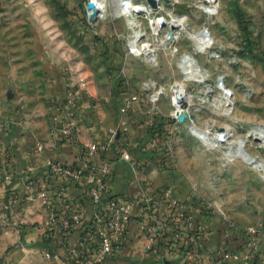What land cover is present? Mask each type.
<instances>
[{"label":"rangeland","instance_id":"1","mask_svg":"<svg viewBox=\"0 0 264 264\" xmlns=\"http://www.w3.org/2000/svg\"><path fill=\"white\" fill-rule=\"evenodd\" d=\"M86 2L0 0V107H8L12 100L36 102L39 99L36 92L40 94L44 84L59 75H81L86 85L92 84L96 91L112 87L138 90L146 96L149 105L156 104L167 114L152 123L173 120L163 126L165 130L159 135L168 139V149L163 150V155L170 159V178L185 195L183 203L204 212L220 213L240 228L264 229L263 174L241 160L228 161L223 149L207 150L206 145L189 132L193 123L211 132L229 129L234 135L232 140L241 139L246 152L264 162V140L249 135L257 127L264 130V0H218V12L213 16L203 14L197 4L195 7L197 0L163 3L166 21L171 16L183 15L190 31L208 28L214 44L205 52H195L184 29L175 27L178 35L175 48L164 47L160 35L158 42L152 45L155 58L151 64L144 57L132 54L127 47L130 29L125 19L111 15L115 0H105L102 16L93 27L84 21ZM134 18L149 33L146 18L143 15ZM123 48L127 74H121L122 67L115 61L119 49ZM185 54L195 56L207 74L206 85L183 80L176 62ZM83 71L87 75L83 76ZM218 77L233 92L234 106L228 115L214 105L215 96L219 94L215 89ZM180 86L190 95L189 100L180 103V108L184 109L181 121L174 118V114H179V104L173 91ZM159 90L162 94L158 101L150 102V94ZM163 103L167 109L163 108ZM32 194L33 198L28 201L39 204L38 192ZM42 204L47 212L44 228L48 231L50 209ZM7 216L8 212L0 210V219ZM203 223L208 235L203 242L205 249L211 240L226 242L225 239L230 238L221 234V221L205 219ZM233 241L236 243L231 239V245ZM13 246L15 264H65L64 259L47 258V254H53V249L46 236L40 241L39 238L30 242L19 239ZM167 246V242H159L152 261L179 264L178 258L168 255ZM258 249L264 253V242H259ZM108 261L117 264L119 260ZM187 261L195 264L194 260ZM0 262L4 264V258Z\"/></svg>","mask_w":264,"mask_h":264},{"label":"built area","instance_id":"2","mask_svg":"<svg viewBox=\"0 0 264 264\" xmlns=\"http://www.w3.org/2000/svg\"><path fill=\"white\" fill-rule=\"evenodd\" d=\"M115 1L119 7L125 9L127 5H131L132 0ZM151 1H153L151 6L148 0L139 3L132 1L135 7L128 16L143 15L150 30L147 33L142 27V31H139V40L147 38L145 42L136 43L130 40V37L127 38V47L132 54H135L133 49L137 48H145L152 54L154 50L152 45L158 42L160 35L161 43L168 49L175 48L174 45L178 40L176 31H170L174 39L172 42L165 36L167 21L164 18L163 3L169 0ZM198 3L204 6L210 5L208 0H197L194 6L196 7ZM88 4L92 5V9L87 8ZM102 5L103 0H87L83 11L86 25L93 27L95 21L101 18ZM93 10H98L95 19L91 18ZM200 10L206 16H213L217 14L218 7L212 10L209 8ZM150 14H159L160 17L152 24L155 30H152L151 22L148 20ZM115 17L124 19L122 15ZM177 26L181 27L179 24ZM203 32L207 33L204 35L206 39H212L209 30ZM148 40L154 42L149 43ZM150 61L154 63L152 56ZM66 80L64 95L66 114L59 132L64 139L74 142L77 132L75 121L81 117L78 106L85 95L86 80L78 74H69ZM145 87L148 88L147 85ZM124 92L125 97L120 112L128 113L133 110L135 103H139L140 98L137 93L126 88ZM161 94L162 90L151 93L150 102H157ZM172 105H174L173 100ZM183 111L181 107L180 113L174 114V118L177 119ZM159 134H149V139L142 147L155 154L163 166L166 163V170H172L170 159L163 155V150L168 149V139L160 137ZM36 150L41 152L42 147L37 146ZM79 154L80 164L48 161L42 170V175L35 180L36 184L30 181V187L38 192L39 200L50 209L48 231H58L62 235L75 234L74 241H71L73 238L68 241L67 245L70 246L64 258L53 253L47 254L48 259H64L65 264H105L108 259L119 257L130 223L135 222L137 232L150 243L151 247L156 249L159 242H167V249L170 251L168 255L178 258L177 261L180 262L194 260L195 264H203L205 261L211 264H255L260 258L264 261V253H260L258 249L259 242H264V229L240 228L230 220L224 219L220 213L204 212L198 207H188L185 203L177 201L169 189L159 191L154 196L140 192L136 196L121 195L108 198L106 196L108 179L114 164L110 155H116L119 160L125 161H130L131 158L126 150L121 149L119 143L114 142L113 137L102 143H91L87 147H80ZM94 155H99L101 158V162L97 165L91 162ZM131 166L134 169L139 165L132 161ZM2 179L9 181L11 174H3ZM70 190L73 192L71 193ZM205 219L221 221L224 236L236 238L240 245L232 250L223 249L217 254L205 249L203 243L206 235L203 223ZM188 246L191 248L187 249ZM216 256H220L221 260L214 261Z\"/></svg>","mask_w":264,"mask_h":264},{"label":"crops","instance_id":"3","mask_svg":"<svg viewBox=\"0 0 264 264\" xmlns=\"http://www.w3.org/2000/svg\"><path fill=\"white\" fill-rule=\"evenodd\" d=\"M125 51L119 49L115 59L117 66L122 67L121 74H127L124 69L127 62L123 58ZM81 74L85 76L86 72ZM66 77L59 75L45 83L42 92H36L39 99L34 103L12 100L8 107H0V210L8 212L7 218L0 219V226L6 227L0 228V259L4 258V264H15L13 243L19 239L30 242L39 238L40 241L46 236L52 243L53 253L60 257L66 255L70 245L63 242L62 235L44 228L47 216L44 205L40 200L39 204L28 201L33 198L32 192L35 193L30 181L34 183L39 179L48 161L80 164V147L91 143H102L113 137L114 142L131 157L130 161H125L110 155L114 164L108 179V198L136 196L140 192L154 196L169 189L177 201L185 199L170 178L172 170H166V163L163 166L155 154L142 147L149 139V124L167 114H163L156 104L149 105L146 96L134 89L131 91L139 95V103L134 104L131 112L121 113L124 87L96 91L92 84L86 85L85 95L78 106L81 117L75 121V140L71 142L59 132L66 114ZM163 104L167 109L166 103ZM37 146L42 147L41 152L36 150ZM132 161L139 166L133 169ZM91 162L99 164L100 156L94 155ZM3 174H11V179L3 181ZM235 242L231 245L230 242L211 240L208 251L217 254L223 249L232 250L240 245L237 240ZM155 250L139 235L136 223L131 222L121 254L115 259L119 260L117 264H157L151 259L155 257ZM108 260L105 264H113ZM185 263L188 264L185 260L179 261V264ZM255 264H264V261L260 258Z\"/></svg>","mask_w":264,"mask_h":264},{"label":"bare ground","instance_id":"4","mask_svg":"<svg viewBox=\"0 0 264 264\" xmlns=\"http://www.w3.org/2000/svg\"><path fill=\"white\" fill-rule=\"evenodd\" d=\"M103 0L102 9L100 11V15L102 16V11L105 7ZM210 5L204 6L200 3L197 4V6L201 9L209 8L210 10L217 8L218 1L214 0H208ZM131 5H125V9H122L121 6L117 5V3L114 5V12L111 14L112 16H120L122 15L125 19L126 26L130 29V40L135 41L136 43H141L142 41L139 40L140 32L142 31V26L139 24V22L134 18V16L130 17L128 16L131 12L133 7H135L134 2H130ZM148 3L150 6L152 5L150 3V0H148ZM131 6V8H130ZM197 7V8H198ZM159 14L152 15L150 14L148 16V20L151 22L152 30H155V27H153L152 24H154L160 17ZM186 18L184 16H171V19H168L166 22V31L165 36H168L169 41L172 42L173 36L170 35V31H175L174 27H178L177 24L181 25V28L184 29V31L187 33V37H189L192 40V46L193 51L195 52H205L207 49L211 48L214 44V40L212 39H206L204 35H206V32L208 29L205 27L199 28L198 30H192L190 31L187 28V24L185 23ZM164 36V37H165ZM145 42V41H143ZM206 42H209L207 44ZM204 43V44H201ZM147 45V44H146ZM161 45V44H160ZM165 47V45H164ZM133 52L137 55H140L144 57L150 64L153 63V61H150V58L155 56L153 53L150 54L147 52L145 48H137L133 49ZM138 57V56H137ZM155 58V57H154ZM177 69L182 72L183 80L185 81H192L199 85H206L207 80V74L203 72L201 67L199 66L195 56L193 54H185L182 56L181 60L176 62ZM218 80V81H217ZM215 83V89L218 91V95L215 96V107L222 110V113L224 115H228L232 112L233 106H234V98L232 97L233 92L229 89H227L223 83V80L221 77H218ZM176 93V100L178 97L181 98V100H189L188 93L186 92L184 86H180L178 88H175L173 90ZM229 91V92H228ZM177 105L179 104V101H176ZM181 108L180 104L178 105L177 112L180 113ZM189 132L192 136L199 139L201 142H203L206 146L205 148L207 150H220L223 149V156L228 161H233L235 159L241 160L246 165H249L252 169L257 170L261 172L264 176V162L256 159L255 157L248 154L244 148L243 141L241 139L238 140H232V137L234 136L229 129H223V131L219 132H211L209 128L203 130L198 128L194 123L189 127ZM253 135L255 138L263 139L264 140V130L261 128H258L253 130L249 133V135ZM264 142V141H263Z\"/></svg>","mask_w":264,"mask_h":264},{"label":"trees","instance_id":"5","mask_svg":"<svg viewBox=\"0 0 264 264\" xmlns=\"http://www.w3.org/2000/svg\"><path fill=\"white\" fill-rule=\"evenodd\" d=\"M171 123H173V120L172 119H165L164 121H160V122H155V123H153L152 124V126H149L148 127V130H149V134H154V133H161L162 131H164L165 129L163 128V126H165V125H169V124H171ZM152 129V130H151ZM163 138V137H162ZM222 231V235H224L223 234V229L221 230ZM62 235V234H61ZM75 234H72V235H70V234H63L62 235V238H63V242L64 243H68V241H69V239L70 238H73V237H75L74 236ZM231 239H235L236 240V238H234V237H230L229 239H225V241L226 242H230L231 241ZM233 243H234V241H233ZM221 260V257L220 256H216L215 257V260L214 261H220ZM0 264H3V262L1 263L0 262ZM189 264H192V263H189ZM211 264V263H210Z\"/></svg>","mask_w":264,"mask_h":264},{"label":"water","instance_id":"6","mask_svg":"<svg viewBox=\"0 0 264 264\" xmlns=\"http://www.w3.org/2000/svg\"><path fill=\"white\" fill-rule=\"evenodd\" d=\"M150 3L153 5V1L150 0ZM87 8H88V9H92V5H91V4H88V5H87ZM97 13H98V10H93V14H92L91 18L95 19ZM172 29H175V27L172 28ZM177 100H178L180 103L184 102V100H181L180 97H178ZM178 119H179V121H181V120L183 119V115H182V114L179 115V116H178ZM219 131L222 132V131H223V128H220ZM163 264H177V263H172V262H169V261H163Z\"/></svg>","mask_w":264,"mask_h":264}]
</instances>
